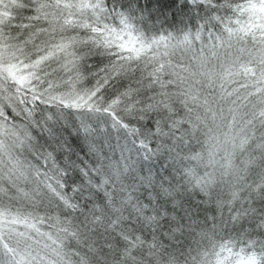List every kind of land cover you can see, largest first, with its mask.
I'll return each mask as SVG.
<instances>
[{"label":"snow or ice","instance_id":"1","mask_svg":"<svg viewBox=\"0 0 264 264\" xmlns=\"http://www.w3.org/2000/svg\"><path fill=\"white\" fill-rule=\"evenodd\" d=\"M0 264H264V0H0Z\"/></svg>","mask_w":264,"mask_h":264}]
</instances>
